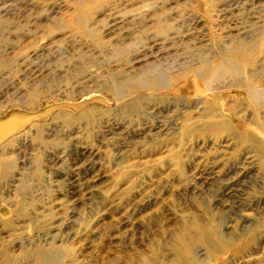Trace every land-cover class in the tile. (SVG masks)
<instances>
[{"label":"rangeland","instance_id":"rangeland-1","mask_svg":"<svg viewBox=\"0 0 264 264\" xmlns=\"http://www.w3.org/2000/svg\"><path fill=\"white\" fill-rule=\"evenodd\" d=\"M0 264H264V0H0Z\"/></svg>","mask_w":264,"mask_h":264},{"label":"bare ground","instance_id":"bare-ground-1","mask_svg":"<svg viewBox=\"0 0 264 264\" xmlns=\"http://www.w3.org/2000/svg\"><path fill=\"white\" fill-rule=\"evenodd\" d=\"M240 64L243 65V63H240ZM221 65H223V64H221ZM217 67H218V65L217 66L214 65V67H211L210 66L209 70L205 73L207 79H218L220 75H222V74H229V73H230L229 75L231 77H235V70H233V72H231V71L228 72V71L223 70L222 67H218V70L216 71V68ZM242 87L244 89V93L249 98H251L253 100H257L261 96L260 89L257 88V87H255L254 84H250L249 86L246 85L245 87L244 86H242Z\"/></svg>","mask_w":264,"mask_h":264}]
</instances>
